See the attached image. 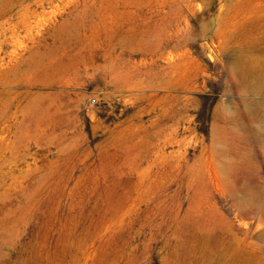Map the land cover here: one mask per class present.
I'll return each mask as SVG.
<instances>
[{
  "label": "rangeland",
  "instance_id": "rangeland-1",
  "mask_svg": "<svg viewBox=\"0 0 264 264\" xmlns=\"http://www.w3.org/2000/svg\"><path fill=\"white\" fill-rule=\"evenodd\" d=\"M0 264H264V0H0Z\"/></svg>",
  "mask_w": 264,
  "mask_h": 264
},
{
  "label": "built area",
  "instance_id": "built-area-1",
  "mask_svg": "<svg viewBox=\"0 0 264 264\" xmlns=\"http://www.w3.org/2000/svg\"><path fill=\"white\" fill-rule=\"evenodd\" d=\"M92 102H95V100H92Z\"/></svg>",
  "mask_w": 264,
  "mask_h": 264
}]
</instances>
